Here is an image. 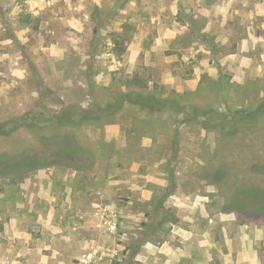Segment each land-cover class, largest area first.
Here are the masks:
<instances>
[{"label":"rangeland","instance_id":"obj_1","mask_svg":"<svg viewBox=\"0 0 264 264\" xmlns=\"http://www.w3.org/2000/svg\"><path fill=\"white\" fill-rule=\"evenodd\" d=\"M0 125V264H264V0H0Z\"/></svg>","mask_w":264,"mask_h":264},{"label":"trees","instance_id":"obj_2","mask_svg":"<svg viewBox=\"0 0 264 264\" xmlns=\"http://www.w3.org/2000/svg\"><path fill=\"white\" fill-rule=\"evenodd\" d=\"M263 107V106H261ZM82 113L86 114L88 117L91 116V114H89L87 111H82ZM1 125H0V129H1ZM257 196H256V204L257 205H260V207H263V210H264V192H256Z\"/></svg>","mask_w":264,"mask_h":264},{"label":"crops","instance_id":"obj_3","mask_svg":"<svg viewBox=\"0 0 264 264\" xmlns=\"http://www.w3.org/2000/svg\"><path fill=\"white\" fill-rule=\"evenodd\" d=\"M137 260H139V259H137ZM172 264H175V262H172Z\"/></svg>","mask_w":264,"mask_h":264}]
</instances>
